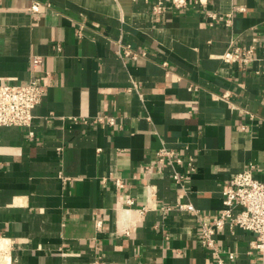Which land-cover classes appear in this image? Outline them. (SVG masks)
Returning <instances> with one entry per match:
<instances>
[{"label":"crops","instance_id":"crops-1","mask_svg":"<svg viewBox=\"0 0 264 264\" xmlns=\"http://www.w3.org/2000/svg\"><path fill=\"white\" fill-rule=\"evenodd\" d=\"M170 1L0 0V83L27 84L34 56L48 75L30 128L0 130V264H213L195 217L162 208L210 218L234 175L264 183V63L222 61L231 41L264 44V0ZM216 239L262 264L251 233Z\"/></svg>","mask_w":264,"mask_h":264},{"label":"built area","instance_id":"built-area-1","mask_svg":"<svg viewBox=\"0 0 264 264\" xmlns=\"http://www.w3.org/2000/svg\"><path fill=\"white\" fill-rule=\"evenodd\" d=\"M170 2L174 11L185 10L188 6L187 0H171ZM242 10L238 9L237 11ZM161 11L162 7L158 4L153 7L152 14L157 15ZM207 17L211 24L222 20V17L215 14H207ZM230 18L229 14L227 20L222 22L229 25ZM258 48H264V44H260L257 39H253L249 46L231 41L228 49L222 55V61L226 65H238L243 69L254 62L264 63V57L261 59L257 55ZM30 67L32 76L27 84L0 83V130L3 128L29 129L31 126L32 112L40 105L45 93L43 78L48 75L44 72V61L40 56L32 57ZM262 71L256 70L255 74H260ZM39 73L42 75L39 76ZM227 97V94H223L221 99L227 101ZM98 122L113 124L111 119L106 121L99 119ZM29 136H33L31 132H29ZM155 156L159 163L163 164L167 161L170 165L182 166L185 164L189 173L194 172L192 161L178 157L173 150L162 147L155 153ZM255 172L254 167H248L234 175L224 185L221 210L213 217L204 216L191 203H177L174 207L162 208L166 212L177 211L195 217L198 224V241L203 248L209 250L213 264H232L235 260L233 253H228L227 257H223V252L216 239L217 234L226 227H229L232 232L240 230L251 233L254 239L250 243V250L261 255L262 264H264V183L254 176ZM172 179L176 184L181 185L185 175L175 172ZM115 184L118 188L124 186L121 181H116Z\"/></svg>","mask_w":264,"mask_h":264}]
</instances>
